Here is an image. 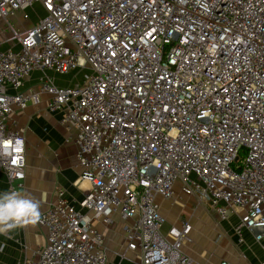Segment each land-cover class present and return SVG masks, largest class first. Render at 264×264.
Returning <instances> with one entry per match:
<instances>
[{
	"label": "built area",
	"instance_id": "1",
	"mask_svg": "<svg viewBox=\"0 0 264 264\" xmlns=\"http://www.w3.org/2000/svg\"><path fill=\"white\" fill-rule=\"evenodd\" d=\"M36 5L30 28L12 23ZM0 35L8 191L26 176L13 115L43 102L89 185L79 207L57 190L38 221L46 244L21 264H106L97 223L114 216L139 264H191V219L170 223L159 202L183 196L235 217V244L248 232L264 250V0H0ZM75 70L82 81L57 84Z\"/></svg>",
	"mask_w": 264,
	"mask_h": 264
},
{
	"label": "crops",
	"instance_id": "2",
	"mask_svg": "<svg viewBox=\"0 0 264 264\" xmlns=\"http://www.w3.org/2000/svg\"><path fill=\"white\" fill-rule=\"evenodd\" d=\"M6 47L5 44L3 48ZM37 77L38 73H34L32 80L26 86L35 84ZM61 118V113L49 112L44 102L37 106L30 105L25 110L13 115V120L26 129V176L23 193L40 202L41 212L54 203L55 194L59 188L65 189L68 200L79 207V202L84 199L85 191L89 187L86 182L76 184L81 171L76 167L75 145L66 141L68 131L60 123ZM8 187L7 176L0 171V193L8 191ZM187 199L193 202L192 198L187 197ZM159 202L164 214L166 201L159 199ZM190 208L188 207L189 210H194ZM191 215H187V217L189 218ZM165 216L169 221V217ZM120 221L117 216H114L110 225L104 226L102 223H97V227L104 230L106 234V264H139L140 255L127 249L125 224ZM178 222L175 221L174 224ZM231 222L234 224L237 219L231 217ZM231 233L233 236V231ZM47 235V229L41 226L39 222L12 230L9 235L0 234V264H21L24 259L33 256L37 247L46 244ZM244 239L245 243L238 246L235 244V237L233 236V248L222 252V260L233 264H254L252 254L254 260L259 258L257 262L261 264L264 260L262 247L248 232H245ZM188 244H185L184 251L190 256L191 264H219L217 258L212 260L211 258H203L201 255L192 256L186 250ZM254 246L259 247L261 252L257 256L254 252Z\"/></svg>",
	"mask_w": 264,
	"mask_h": 264
},
{
	"label": "rangeland",
	"instance_id": "3",
	"mask_svg": "<svg viewBox=\"0 0 264 264\" xmlns=\"http://www.w3.org/2000/svg\"><path fill=\"white\" fill-rule=\"evenodd\" d=\"M28 12L29 18L27 20L23 18L21 13H17L11 17L12 23L17 25L19 28H28L32 23L35 21L37 22L44 16V11L38 5L34 6ZM3 39H5V36L0 35V40ZM78 80L82 81L83 78L82 73L77 74L76 70L66 76H56L57 84L61 85H70L72 82H76ZM190 201L191 200L187 199L186 196L168 202L166 201L164 204V208L166 209L164 214L169 217L170 223H174L175 221H180L182 218L187 217V215H191L192 213L189 218L191 219L193 225V238L187 245L186 250L192 256L201 255L203 258H211L212 260L217 258L218 262L222 261V252L233 248V236L231 233L233 229V222L230 223V220L227 222H219L217 216L207 206L197 205L198 203L196 201ZM188 207L194 210L191 211ZM221 232H225L227 235L218 239V235ZM257 246H254L256 256L261 253L259 247ZM251 256L254 264H260V262H257L259 258L258 260H256L257 258L254 260L252 254Z\"/></svg>",
	"mask_w": 264,
	"mask_h": 264
},
{
	"label": "clouds",
	"instance_id": "4",
	"mask_svg": "<svg viewBox=\"0 0 264 264\" xmlns=\"http://www.w3.org/2000/svg\"><path fill=\"white\" fill-rule=\"evenodd\" d=\"M41 219V204L18 189L0 193V234L27 227Z\"/></svg>",
	"mask_w": 264,
	"mask_h": 264
}]
</instances>
